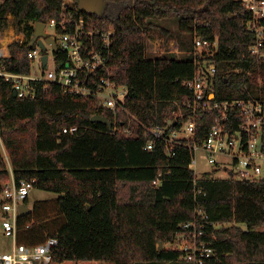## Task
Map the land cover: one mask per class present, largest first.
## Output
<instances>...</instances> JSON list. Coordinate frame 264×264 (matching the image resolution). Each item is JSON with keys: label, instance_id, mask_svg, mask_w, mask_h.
Instances as JSON below:
<instances>
[{"label": "trees", "instance_id": "1", "mask_svg": "<svg viewBox=\"0 0 264 264\" xmlns=\"http://www.w3.org/2000/svg\"><path fill=\"white\" fill-rule=\"evenodd\" d=\"M102 18L115 24L110 65L119 82L129 87L127 109L117 116L98 108L94 96L67 94L58 84L35 98L14 95L12 82L0 80V195L12 175L36 180L35 186L59 194L36 200L32 211L20 214L17 241L27 245L58 239L48 264H163L181 258L182 251L165 248L180 224L192 219L197 204L211 219L229 223L215 229L219 264H264V179L239 180L197 176L186 145L169 157L165 141L156 139L153 151L144 149L151 135L146 128L164 125L176 107L192 94L184 82L194 74V58L163 53L147 55V36L168 28L157 19L177 18L181 33L199 27L218 37L216 93L219 100L264 97V60L256 61L249 46L256 36L245 22L248 13L239 0H106ZM79 7V0H75ZM64 0H5L1 17L11 13L27 40L10 44L9 70L26 72L30 40L37 22L59 19ZM95 17H99L94 14ZM201 22V23H200ZM57 58H64L58 51ZM241 68L237 71L235 68ZM100 113L114 123L93 121ZM117 117V121H116ZM213 123L211 115L198 122L199 142ZM77 126L76 133H63ZM131 127L137 136H129ZM173 124L167 133L177 128ZM11 168V169H10ZM217 171V170H215ZM161 174L162 182L154 180ZM196 178V179H195ZM195 184L203 192H195ZM205 192V193H204ZM26 199V203H28ZM0 199V209H1ZM160 242L164 248L160 249Z\"/></svg>", "mask_w": 264, "mask_h": 264}, {"label": "built area", "instance_id": "2", "mask_svg": "<svg viewBox=\"0 0 264 264\" xmlns=\"http://www.w3.org/2000/svg\"><path fill=\"white\" fill-rule=\"evenodd\" d=\"M4 1L0 0V80L12 82L18 97L35 98L41 90L58 84L64 93L83 97L94 96L98 108L110 109L116 116L125 112L131 121L139 122L136 115L126 107L129 87L118 81L110 65L116 35L113 22L102 16L95 17L94 14L81 12L75 0H64L60 18H53L45 23L47 35L40 38L46 47L43 48L38 40L33 41V35L28 53L30 69L17 72L9 70L6 66V60L11 57L10 44L15 41L22 43L27 38L22 32L20 37L15 39L17 33L14 28L12 36L7 35L5 30L11 26L10 18H13V15L9 13L6 18L1 17V5ZM239 1L248 13L245 24L256 36L255 42L249 46V53L259 62L264 60V0ZM191 33L195 69L192 78L184 84L192 96L184 102H175L176 107L164 125L146 128V134L152 138L144 149L153 151L156 139L161 138L165 141L169 157L176 155L179 145H186L190 149L192 161L189 168L197 176L204 174H198L196 171L197 154L201 150L204 151L208 162L214 166V170L228 169L229 177L239 180L262 179L264 97L219 100L216 93V54L219 51V39L207 37L205 32H200L197 24ZM46 37H52L58 49L48 43ZM58 51L63 52L64 58H57ZM45 55L48 56L46 61ZM235 69L241 71L239 67ZM207 115L212 116L213 123L205 131L200 143L197 137L198 122ZM173 124L178 127L167 133V129ZM77 131V126L63 128V133ZM125 131L129 136H137L130 126ZM35 182V179L22 180L18 184L14 176L4 182L0 195L1 227L5 236L14 239V245L10 251H0V264H48L52 259L51 251L58 244L57 238L48 237L45 242L37 245L17 241L19 207L22 203L27 204L25 201L29 199ZM161 182L160 174L154 183ZM195 192L200 194L203 190L195 184ZM226 225L228 224L212 220L206 208L197 204L194 217L180 224V230L169 242V247L181 250V258L190 264H219L221 256L213 244V238L216 236L215 229Z\"/></svg>", "mask_w": 264, "mask_h": 264}, {"label": "rangeland", "instance_id": "3", "mask_svg": "<svg viewBox=\"0 0 264 264\" xmlns=\"http://www.w3.org/2000/svg\"><path fill=\"white\" fill-rule=\"evenodd\" d=\"M10 25L5 30L8 36H12V31L17 33L15 39L20 37L22 32H19L16 29V25L13 23V18H10ZM162 26L169 29L170 34L167 36L160 29H154L149 32L147 36V55L150 58H156L157 56L163 53H172L177 58H194L193 54V34L190 32L181 33L179 31V20L177 18H164L157 19ZM13 24V26H12ZM4 31V32H5ZM53 66V63H51ZM0 143L2 146L3 155L10 165V157L7 156L6 149L3 145L2 140L0 139ZM11 169V168H10ZM196 171L198 174H203L205 172L210 173L214 177L227 178L229 177L228 169H221L220 171H215L214 166H212L208 160L206 159L204 151L199 150L197 154V163H196ZM59 194L53 191L44 190L38 187L32 188L29 194V201L27 205L33 207V204L36 200L41 199H51L58 197ZM2 215L0 214V251H10L14 245V239L12 237L5 236L2 227H1ZM229 224V223H227ZM258 230H264V225L258 228ZM170 244L166 243L165 248H169ZM137 264H149L146 262H138ZM163 264H190L189 262L183 260L182 258L167 261Z\"/></svg>", "mask_w": 264, "mask_h": 264}, {"label": "water", "instance_id": "4", "mask_svg": "<svg viewBox=\"0 0 264 264\" xmlns=\"http://www.w3.org/2000/svg\"><path fill=\"white\" fill-rule=\"evenodd\" d=\"M106 8H107V1L106 0H79V10L83 13L96 14L98 16H102L105 13ZM45 26H46V24L44 22H37L36 27H35L34 37H33V41L38 40V43L43 48L46 47V44L44 43V41L40 37L47 35L46 31L44 29ZM46 41L48 43H51L55 49H58L56 42L52 37H46ZM47 58H48V56L45 55L44 60L46 61ZM14 95L17 96L16 91H14ZM92 120L97 121V122L106 123V124H108L110 129L113 127V121L106 115L96 113L92 117ZM263 179H264V177H263ZM19 209H20V214H24L26 212L32 211V207H30L29 205H27L25 203H22L20 205ZM159 248L160 249L164 248V244L162 242H160Z\"/></svg>", "mask_w": 264, "mask_h": 264}, {"label": "crops", "instance_id": "5", "mask_svg": "<svg viewBox=\"0 0 264 264\" xmlns=\"http://www.w3.org/2000/svg\"><path fill=\"white\" fill-rule=\"evenodd\" d=\"M6 153H7V156H8L9 154H8V152H7V151H6ZM12 176H13V175H12Z\"/></svg>", "mask_w": 264, "mask_h": 264}]
</instances>
